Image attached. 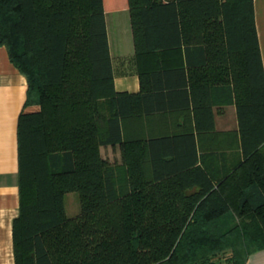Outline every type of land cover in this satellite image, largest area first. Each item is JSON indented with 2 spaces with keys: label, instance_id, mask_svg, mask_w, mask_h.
<instances>
[{
  "label": "trees",
  "instance_id": "16d2710c",
  "mask_svg": "<svg viewBox=\"0 0 264 264\" xmlns=\"http://www.w3.org/2000/svg\"><path fill=\"white\" fill-rule=\"evenodd\" d=\"M105 1L0 0V45L28 79L25 107L40 106L18 120L15 264H216L226 251L227 264H245L264 248V62L254 0H128L139 54L172 45L147 41L163 28V9L180 44H199L207 65L197 79H205L196 88L198 129L222 94L236 106L239 127L228 136L242 155L224 170L212 166L218 156L197 154L194 135L191 161L169 147L179 136L125 135L144 96L115 89ZM117 144L121 161L112 162L100 148ZM73 191L81 212L70 217L65 195Z\"/></svg>",
  "mask_w": 264,
  "mask_h": 264
},
{
  "label": "crops",
  "instance_id": "0c3cea01",
  "mask_svg": "<svg viewBox=\"0 0 264 264\" xmlns=\"http://www.w3.org/2000/svg\"><path fill=\"white\" fill-rule=\"evenodd\" d=\"M254 4L264 62V0H254ZM105 6L115 89L119 93L144 96L141 111L124 122L125 135H141L148 142L157 137L179 136L169 147L174 152L180 151L183 160L189 161L194 150L190 135H194L197 154L200 157L202 153L218 156L220 160L212 166L215 169L221 167V170L227 168L231 161L242 155L241 148L230 147L228 136L230 131L238 130L237 109L228 103V93L222 94L221 103L211 104V113L204 116L201 129H198L197 101L203 99V94H199L196 88L198 82L205 79H197L207 65L202 64L204 54L199 44L191 39L186 43L183 38L180 44L174 16L163 9L160 23L164 26L157 35H150L147 41L172 45L152 50L144 48L139 54L128 0H106ZM27 91V77L11 62L7 47L0 45V264H15L13 222L20 211L19 116L23 110H40V106L35 104L25 107ZM205 95L204 91V99ZM161 142L167 144L166 141ZM101 153L112 162L110 153L116 154L119 157L115 161H121L120 144L101 146ZM245 264H264V248L250 254Z\"/></svg>",
  "mask_w": 264,
  "mask_h": 264
},
{
  "label": "rangeland",
  "instance_id": "374dc122",
  "mask_svg": "<svg viewBox=\"0 0 264 264\" xmlns=\"http://www.w3.org/2000/svg\"><path fill=\"white\" fill-rule=\"evenodd\" d=\"M101 150V148H100ZM111 158H113L114 162L116 159H118L117 157H119L116 154L110 153ZM65 204H66V208H67V214L70 217L76 216L78 214H80L81 212V202H80V198L77 192H68L65 195ZM230 255V251H226L223 254L220 255L219 259H216V264H227L226 258Z\"/></svg>",
  "mask_w": 264,
  "mask_h": 264
}]
</instances>
